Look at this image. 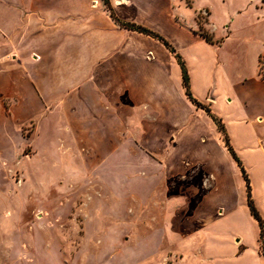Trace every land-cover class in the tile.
I'll return each mask as SVG.
<instances>
[{
	"label": "crops",
	"instance_id": "obj_1",
	"mask_svg": "<svg viewBox=\"0 0 264 264\" xmlns=\"http://www.w3.org/2000/svg\"><path fill=\"white\" fill-rule=\"evenodd\" d=\"M108 1L110 8L104 0H0V138L7 133L11 143L29 140L42 150L56 145L63 160L83 161L86 171L138 150L159 165L171 209L162 238L170 248L186 260L200 257L190 260L194 264H264L241 168L210 114L186 95L175 53L121 27L110 9L122 21L158 32L180 54L193 98L221 119L248 168L263 218L264 133L254 129L264 117V100L253 109L250 97L253 89L264 95V81L255 75L227 92L217 84L212 89L207 76L197 94L182 54L192 38L207 41L177 23L171 0ZM217 78L223 82V73ZM219 101L234 110L225 119L214 113ZM238 130L246 141L236 138ZM252 158L259 173L251 169Z\"/></svg>",
	"mask_w": 264,
	"mask_h": 264
},
{
	"label": "rangeland",
	"instance_id": "obj_2",
	"mask_svg": "<svg viewBox=\"0 0 264 264\" xmlns=\"http://www.w3.org/2000/svg\"><path fill=\"white\" fill-rule=\"evenodd\" d=\"M171 2L178 24L211 39L192 38L181 53L197 94L207 76L212 89L217 84L227 92L255 75L264 81V0ZM173 36L182 39L178 32ZM250 98L251 107L259 109L264 95L253 89ZM213 109L223 119L234 111L221 101ZM257 123L254 130L264 133V117ZM252 126L247 135L254 134ZM31 130L28 125L22 134L28 137ZM241 132L235 136L244 142ZM0 139V264H194L191 259H200L186 260L162 238L171 209L160 188L159 165L150 156L133 149L86 171L83 161L63 160L56 145L42 150L25 140L15 152L13 137L6 133ZM251 162L256 170L257 159Z\"/></svg>",
	"mask_w": 264,
	"mask_h": 264
},
{
	"label": "trees",
	"instance_id": "obj_3",
	"mask_svg": "<svg viewBox=\"0 0 264 264\" xmlns=\"http://www.w3.org/2000/svg\"><path fill=\"white\" fill-rule=\"evenodd\" d=\"M104 3L106 6H110V3L108 0H104ZM110 8V7H109ZM110 14L111 17L114 19V21L119 24L121 27L123 28H127L130 30H136L138 32L150 35L154 38H156L157 40L161 41L172 53H175L178 62L181 66L182 69V74H183V83H184V87H185V91H186V95L188 96V98L195 103L198 107H202L204 108L212 117V119L214 120V122L216 123L218 130L220 131V133L223 136V139L230 151V153L232 154L233 158L236 160V162L238 163V165L241 168L242 171V175L246 181V186H247V200H248V206L250 209L251 214L253 215V217L258 221L259 226H260V251L261 253L264 255V218L259 214L258 210L255 207L253 198H252V189H251V183H250V179L248 176V173L246 171V169L244 168V166L242 165L240 159L238 158V156L236 155L234 149L232 148V146L230 145L228 136L226 134L224 125L221 121V119H219L218 117H216L215 115H213L210 112V109L204 105H202L201 103H199L198 101H196L191 93L190 90V81H189V73H188V69L186 67L185 62L182 60L181 56L179 53L176 52V49L174 48V46L161 34H159L158 32H155L145 26L136 24V23H132V22H127V21H122L120 20L115 14L114 12L110 9ZM206 41L211 42V39L208 37H205Z\"/></svg>",
	"mask_w": 264,
	"mask_h": 264
}]
</instances>
